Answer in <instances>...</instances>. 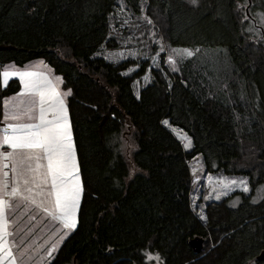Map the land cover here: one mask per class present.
I'll return each instance as SVG.
<instances>
[{
  "label": "trees",
  "instance_id": "obj_1",
  "mask_svg": "<svg viewBox=\"0 0 264 264\" xmlns=\"http://www.w3.org/2000/svg\"><path fill=\"white\" fill-rule=\"evenodd\" d=\"M241 1L0 0V66L43 59L73 93L84 194L77 228L50 264H160L146 257L157 252L163 264H264V52L248 41ZM120 3L160 14L171 45L204 49L180 72L161 61L139 99L134 81L148 62L125 74L135 61L98 56L119 46L110 33ZM20 90L16 78L0 87V122L3 99ZM164 119L192 138L190 151ZM197 155L250 186L209 202L204 221L191 204ZM194 237L205 239L199 254Z\"/></svg>",
  "mask_w": 264,
  "mask_h": 264
},
{
  "label": "snow or ice",
  "instance_id": "obj_2",
  "mask_svg": "<svg viewBox=\"0 0 264 264\" xmlns=\"http://www.w3.org/2000/svg\"><path fill=\"white\" fill-rule=\"evenodd\" d=\"M191 3L197 4V0H191ZM246 7V4H238L237 10L242 11ZM145 19L148 24L153 23L150 18ZM248 19L249 16L244 13L242 22ZM160 51H165L163 46ZM171 52L179 54L176 49ZM199 52L200 49L195 52L184 49L183 55L193 57ZM168 63L173 66V71H179L172 54L168 55ZM40 65L48 68L42 61ZM31 67L33 66L29 65L21 69L15 64L0 66V87H8L13 78L18 79L22 85L19 93L3 99L4 126L0 127V264H31L33 257L28 254L38 253L44 247L36 246V239L26 243L28 237L43 222L42 217L41 221L32 224L41 211L51 222L59 224L53 233V236L59 235V240L45 253V257H51L57 251L58 244L77 228L84 194L66 99L72 96V90L69 88L61 91L60 86L64 80L61 76L52 75L51 68L47 72H37L30 70ZM137 98H140L139 94ZM163 124L168 125L169 121L164 120ZM180 139L185 141V149L192 148V139L187 134ZM193 172L195 173V169ZM207 181L212 186L211 191L216 193V200L236 189L243 193L250 192L248 181L243 178L237 180L223 177L214 181L213 176L208 175ZM210 198V195L204 197L206 200ZM255 202L257 201L253 200ZM21 207L24 208V213L16 216L17 209ZM25 214H29L28 220L17 228L18 221ZM10 216L14 218L9 219ZM200 216L201 219H207L203 210ZM10 228L14 231H10ZM21 232L24 235L17 241L16 236ZM48 243L46 240L45 245ZM17 251L20 255L16 254ZM146 257L163 264L158 252L155 255L146 253Z\"/></svg>",
  "mask_w": 264,
  "mask_h": 264
},
{
  "label": "rangeland",
  "instance_id": "obj_3",
  "mask_svg": "<svg viewBox=\"0 0 264 264\" xmlns=\"http://www.w3.org/2000/svg\"><path fill=\"white\" fill-rule=\"evenodd\" d=\"M239 4L247 5V7L244 8L242 11L237 10L241 21L243 20V14L247 13L248 15L249 12L248 15L249 19L243 21V23H245L246 26V31H247L246 33L250 38L248 39V41L251 42L252 46L257 50H259L261 46V50L264 52V33H263L264 0H245V1H241ZM252 16L256 19L257 25L252 19ZM145 17L150 18L153 21V23L148 24ZM160 20L161 17L160 14L158 13L152 12L151 15L147 12L146 9H144L143 13L136 15L133 14L130 10H128L124 4L120 3L117 10L111 16V33H110V36L115 37L118 40L119 46L117 49H108L107 47L103 46L102 50L98 53V56L103 57L108 62L120 63L125 60L135 61L136 63L132 65L129 68V70L125 72V74L136 73L142 67V65H144V63L148 62L146 73L143 76L137 77L134 81V91L136 96L137 94H140L142 88L146 87L148 84L152 82L153 80L152 70L155 68H161V63H162L161 61L164 62V64L168 67V69L171 72H180L181 68L184 66V64L188 59L194 57L198 58L201 56L202 53H204V49L202 48H189V47L171 45L167 40L165 31L163 30L162 27L163 23L162 21L160 22ZM249 28H252L254 30L249 31L248 30ZM161 46L164 47L165 51L163 52L160 51ZM172 49L179 50V54L172 53L171 52ZM184 49L191 50L193 52H195L196 49H200V52L196 53L193 57H187L186 55H183ZM169 54H172L173 59L177 61L176 67L179 69V71L172 70L173 66L168 63ZM41 61L44 62V64L47 65L48 68L52 69V67L48 63H46L43 59L32 60L22 66L16 65L15 63H9L7 65L15 64L17 67L21 69L25 68V66L32 65L33 67L30 68V70L32 71L47 72L48 68H45L43 65H40ZM52 70H53L52 75L61 76L63 78L61 74L56 73L54 69ZM145 77H148V79L146 80ZM60 87H61V91H66L67 89H69L65 87L64 83ZM21 89H22V85H21ZM68 98L69 97L66 98L67 105H68ZM164 120H168V119H164ZM165 126L174 134V136L182 143L183 146L185 141L180 139V137L184 136L187 133L181 128L170 124V122L168 125ZM187 136L190 137L188 134ZM191 149L192 148L190 149L184 148L185 151H190ZM189 166L191 170V204L195 214L200 219H201L200 216L201 210H203V214L205 215V208L209 202L219 201L214 198L216 193L211 191L212 186L208 184L207 181L208 175L213 176L214 181L223 177H227L228 179H237V180L243 178L248 181V186H249V179L247 176L226 175L222 172L213 173L208 171L202 155H197L195 158L190 160ZM193 169H195V173L193 172ZM261 191H263L262 193H264V190ZM236 192H241V190L236 189L235 191L230 192L229 195L222 196L220 200ZM258 193L259 196H261L262 193L261 192ZM206 195H210L211 198L207 200L204 199ZM239 200L237 201L236 198L231 204L233 205V203L235 202V205H237ZM22 213H24V211L16 213L15 215L21 216ZM29 214H25L21 217V219L18 221L16 225L17 228H20L25 224V222L28 220ZM201 220L204 221L205 219H201ZM36 223L37 221L32 222V224H36ZM53 224L54 223H52V226L45 227L44 231H41L42 226L37 227L32 233V235L28 237L26 243L31 241L32 239H36V246L44 245V247L41 248L38 253L30 252L28 254L29 256L33 257L31 260V264H50V262L55 257L62 243L70 235L69 234L65 239H63L61 243L58 244L57 251L54 252L51 257H45V253L47 252L48 248H50L53 243H56V241L59 240V235L53 236V233L55 232V228L59 227V224L55 225V227H53ZM28 226L31 227V225ZM10 229H9L10 231H14V229L12 228ZM23 235L24 233L21 232L19 235L16 236V240L19 241L21 236ZM49 237H52V239L49 240ZM9 238L12 239V237ZM46 240H48L49 243L45 245ZM16 254L20 255V252L17 251ZM42 257H44L43 260L41 259Z\"/></svg>",
  "mask_w": 264,
  "mask_h": 264
},
{
  "label": "crops",
  "instance_id": "obj_4",
  "mask_svg": "<svg viewBox=\"0 0 264 264\" xmlns=\"http://www.w3.org/2000/svg\"><path fill=\"white\" fill-rule=\"evenodd\" d=\"M2 121H3V119H2ZM2 121L0 122V127H3V123H2ZM21 211H24V208L23 207H21V208H19V209H17V211H16V213H19V212H21ZM7 214V213H6ZM42 217H43V222L40 224V226H42V228L45 230V227H49V226H52V223H54L55 225H57L58 224V222H51L50 221V218H48V217H45V214L41 211L39 214H37V217H36V221H41V219H42ZM13 217H9V219H12ZM41 228V229H42ZM11 230V229H10ZM9 239H11V238H9ZM61 247V246H60Z\"/></svg>",
  "mask_w": 264,
  "mask_h": 264
},
{
  "label": "water",
  "instance_id": "obj_5",
  "mask_svg": "<svg viewBox=\"0 0 264 264\" xmlns=\"http://www.w3.org/2000/svg\"><path fill=\"white\" fill-rule=\"evenodd\" d=\"M249 15V12H248ZM264 33V31H263ZM204 238L201 237H194L190 240V244L193 247L194 251L199 254L202 252L203 248H204Z\"/></svg>",
  "mask_w": 264,
  "mask_h": 264
}]
</instances>
